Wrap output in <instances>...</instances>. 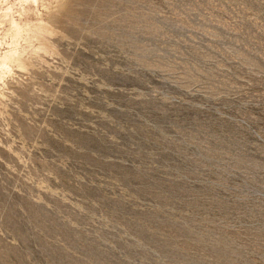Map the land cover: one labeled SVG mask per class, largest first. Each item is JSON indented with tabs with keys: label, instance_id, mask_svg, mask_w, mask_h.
I'll return each mask as SVG.
<instances>
[{
	"label": "rangeland",
	"instance_id": "obj_1",
	"mask_svg": "<svg viewBox=\"0 0 264 264\" xmlns=\"http://www.w3.org/2000/svg\"><path fill=\"white\" fill-rule=\"evenodd\" d=\"M0 40V264H264V0H0Z\"/></svg>",
	"mask_w": 264,
	"mask_h": 264
},
{
	"label": "bare ground",
	"instance_id": "obj_2",
	"mask_svg": "<svg viewBox=\"0 0 264 264\" xmlns=\"http://www.w3.org/2000/svg\"><path fill=\"white\" fill-rule=\"evenodd\" d=\"M2 40H0L1 42ZM17 56V53H5L4 55L0 56V66L7 67L8 63L12 61L13 58ZM17 60V59H16ZM10 64V63H9ZM10 66V65H9ZM2 67V69H3ZM8 69V68H7ZM3 71V70H2ZM4 72V71H3ZM7 74V73H5ZM3 74V75H5ZM3 78V77H2ZM1 79V78H0Z\"/></svg>",
	"mask_w": 264,
	"mask_h": 264
}]
</instances>
